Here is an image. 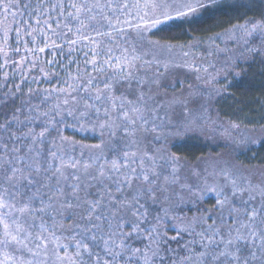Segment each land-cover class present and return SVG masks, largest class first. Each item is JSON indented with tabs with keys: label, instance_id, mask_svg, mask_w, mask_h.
I'll list each match as a JSON object with an SVG mask.
<instances>
[{
	"label": "snow or ice",
	"instance_id": "1",
	"mask_svg": "<svg viewBox=\"0 0 264 264\" xmlns=\"http://www.w3.org/2000/svg\"><path fill=\"white\" fill-rule=\"evenodd\" d=\"M256 2L0 0V264H264V115L214 104Z\"/></svg>",
	"mask_w": 264,
	"mask_h": 264
},
{
	"label": "trees",
	"instance_id": "2",
	"mask_svg": "<svg viewBox=\"0 0 264 264\" xmlns=\"http://www.w3.org/2000/svg\"><path fill=\"white\" fill-rule=\"evenodd\" d=\"M241 2L247 4L249 0H241ZM261 9H264V0H257V2L248 10V15H258ZM245 10L246 9L241 8L239 9V13L230 10L227 15H218L216 21L226 23L230 18L237 14H243ZM213 23H215V21L209 20L208 24L201 26V29L207 28L209 24ZM219 30L220 29L217 28V31ZM199 34L200 31L198 30L195 35ZM168 35L170 38L175 35L180 41H188L190 39L188 34L181 33L178 29ZM240 70L241 73L237 77H234L230 83L225 85L226 93L224 98H226L227 102L230 101L228 104V110L230 113H222L226 117H230L232 115L231 113L237 112L238 114L242 116L246 115L249 119L259 123L261 116L264 115V108L261 107V105H264V62H262L260 57L252 59L249 55L243 60ZM178 143L180 144V147L175 150L180 154H194L199 156L212 151L211 145H208L197 137H190L183 141H179ZM218 149L219 148L216 147L215 151L217 152ZM253 152L257 153L258 157L264 156V146L259 144L256 145ZM253 152L247 153V157H251ZM241 159H245V157H241Z\"/></svg>",
	"mask_w": 264,
	"mask_h": 264
},
{
	"label": "rangeland",
	"instance_id": "3",
	"mask_svg": "<svg viewBox=\"0 0 264 264\" xmlns=\"http://www.w3.org/2000/svg\"><path fill=\"white\" fill-rule=\"evenodd\" d=\"M223 46V45H222ZM243 60L244 59H241L239 61V66L237 68H235L234 71L231 72V74H229L227 76L226 79H224L223 77L220 78V82L216 84V87L218 88H221L223 89V93L218 96L215 101H214V104H215V108L220 112L221 115H223V113H230V111L228 110V104L230 103L226 101V98H224V95H225V85L227 83H230L231 80L234 78V77H237L240 73H241V70H240V66L243 64ZM241 64V65H240ZM224 81V82H223ZM223 82V83H222ZM222 83V84H221ZM228 94V93H227ZM228 96V95H227ZM223 112V113H222ZM233 114V113H231ZM225 116V115H223ZM226 117V116H225ZM227 118V117H226ZM198 138V137H197ZM202 141H204L203 139L201 138H198ZM205 142V141H204ZM210 145V144H208ZM219 149L217 150V152H221V151H224L223 147H218Z\"/></svg>",
	"mask_w": 264,
	"mask_h": 264
}]
</instances>
